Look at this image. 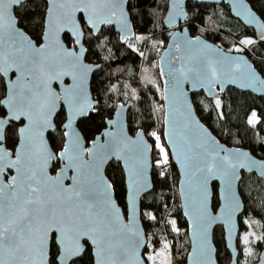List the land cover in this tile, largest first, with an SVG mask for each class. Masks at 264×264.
Segmentation results:
<instances>
[{
  "label": "snow or ice",
  "instance_id": "obj_1",
  "mask_svg": "<svg viewBox=\"0 0 264 264\" xmlns=\"http://www.w3.org/2000/svg\"><path fill=\"white\" fill-rule=\"evenodd\" d=\"M180 2L174 0V6ZM21 3L22 0H0V75L16 74L14 79L8 78L5 98L0 100V105L7 109L0 114V264H74V257L86 250L91 253L92 264H144L136 215L137 199L150 186L147 171L151 146L143 141V133H137L138 140L123 137L120 125L117 132L105 133L108 139L104 143L97 138L90 148H85L79 134L72 129L73 121L92 109V102L82 88V78L76 82L78 76L89 70L82 63L84 33L77 13L86 15L87 27L92 31L113 22L127 27L124 0H49L45 39L40 46L16 27L12 9ZM62 32L71 33L80 45L79 53L64 47L60 41ZM201 43L198 38L187 41L190 50L186 54L180 44H175L176 52L182 54L176 57L180 67L169 71L172 80L179 76L213 86L223 83L224 75H231L232 83L236 82L237 73L254 79L251 70L242 68L240 63L228 62L227 58L224 62L216 61L203 55L202 49H197ZM64 75H71L74 85L60 95L51 82ZM164 99L169 104L164 136L183 169L182 194L193 238L191 258L193 264H213L208 229L221 221L229 233L233 231L232 215L239 206L233 190L236 168L255 166L264 174V162L251 160L248 165L239 164L231 159V153L220 156L216 142L206 134L190 135L188 123L177 129L170 120L173 100L167 94ZM60 101L69 108V121L65 125L69 131L64 132L67 142L62 150L53 152L45 142L44 133L53 126L52 117ZM216 103L219 106V100ZM17 121L25 123L17 130L16 146L10 149L5 129L10 122ZM109 123L119 125L118 121ZM150 135L160 153L157 166H167L169 153L160 135L156 132ZM113 157L123 161L127 175V200L131 209L127 223L112 199L113 185L101 171L103 164ZM57 159L64 161V166L55 175H49V164ZM69 170L74 175L69 176ZM160 175L164 176L165 172ZM213 179L222 180L225 186L224 207L218 216L207 211V184ZM66 180L71 184L66 185ZM185 188L188 190L184 191ZM147 215L155 219L151 213ZM170 223L176 231V222ZM244 242H248L247 236ZM164 247L167 249L168 245ZM148 259L155 264L154 256Z\"/></svg>",
  "mask_w": 264,
  "mask_h": 264
},
{
  "label": "trees",
  "instance_id": "obj_2",
  "mask_svg": "<svg viewBox=\"0 0 264 264\" xmlns=\"http://www.w3.org/2000/svg\"><path fill=\"white\" fill-rule=\"evenodd\" d=\"M248 1L264 19V0ZM167 7L168 0H128V9L136 33L134 38L128 39L125 43L120 42L118 33L112 26H103L96 36H93L88 27H84L86 60L101 63V67L95 70L91 77L92 95L100 107L78 121L87 143L106 126V119L112 117L119 101L125 103L131 100L132 105L128 110L130 132L135 133L142 128L152 144V159L160 156L154 138L148 133L153 125V107L147 89L162 99V77L157 58L172 31L163 24ZM45 9L44 0H26L15 8L19 25L37 42L41 40L43 32ZM187 10L185 23L193 35L200 34L226 50L245 52L264 75V37L258 38L253 29L245 27L238 19L232 17L225 3L189 1ZM138 37L142 39H137ZM247 38H251L252 43L242 44ZM64 39L68 44L72 43L69 35L65 34ZM238 46L242 47L237 50ZM4 93V80L0 75V98ZM217 100L220 102L219 106ZM192 101L202 122L222 142L229 146L246 147L256 156L264 158L263 96L227 87L217 98H207L202 91L192 93ZM159 112L163 125V105ZM0 113H3L1 106ZM64 119V110L61 109L55 118L57 128L49 133L55 151L63 146L64 130L61 125ZM250 120L253 123H249ZM18 126V123H12L7 128L8 146L15 143ZM58 165V161L55 162L52 171ZM168 166L164 176L159 175L156 168L152 169L153 189L141 200V206L155 217V219L142 217L147 233L145 250L149 245L158 249L168 240L175 262L184 264L189 251L187 223L181 213L177 169L170 157ZM106 174L113 184L116 199L125 211V183L120 163L111 161L106 168ZM213 187L216 192V183ZM239 191L245 204L244 212L239 217L240 228L245 216L250 215L261 220L264 233V180L254 173H242ZM217 203V198H214L213 204ZM171 213L177 215L176 231L170 223ZM214 232L219 264H229L230 253L225 247L222 227L217 226ZM262 238L263 236L247 244L248 264L257 261L263 243ZM238 248L239 252H242L245 244L238 242ZM74 264H92L91 253L86 250L81 257L74 260Z\"/></svg>",
  "mask_w": 264,
  "mask_h": 264
},
{
  "label": "water",
  "instance_id": "obj_3",
  "mask_svg": "<svg viewBox=\"0 0 264 264\" xmlns=\"http://www.w3.org/2000/svg\"><path fill=\"white\" fill-rule=\"evenodd\" d=\"M26 0H22V3ZM46 2V9H45V17L43 22V32L41 35V40L37 42L34 38L31 37V35L25 31L23 27H21L18 23V17L15 13V8L18 6H14L12 9V13L16 19V27L17 29L24 33L36 46H40L42 43H44V33L46 31V20L48 16V10L50 7L49 0H44ZM189 1H195L200 3H210V4H219V3H225L227 7L229 8V12L232 17L238 19L245 27H249L253 29L255 35L258 38L264 37V28L261 26L264 25V19L260 16V14L252 7L251 3L248 0H181L179 4H176L174 6V0H168V7L165 12L164 18H163V24L166 28L171 29V33L166 41L165 46L162 48L158 58H157V65L159 68V73L162 77V102L164 107V116H163V138L165 145L169 151V155L171 158V161L174 163L177 173H178V196L180 201V207H181V213L183 215L184 220L187 223V234L189 239V251L186 256L185 264H193L191 254L193 252V238H192V227L190 225V217L186 215V211H188V208L185 204V197L182 194V185L181 182L184 179L183 175V169L181 168L179 162L176 160V158L173 156V149L171 145L169 144L168 140L165 138L164 133L168 125L165 123V116L166 114H169V104L164 99L165 95L167 94L169 97L172 98L173 104L172 108L174 111L170 114V120L172 121L173 125L177 129L184 128V125L188 123L191 127V133L190 135L196 136H202L205 135L210 140H213L216 142V147L220 150L219 154L220 156H225L228 154H233L231 156V159H233L234 162H238L239 164H245L248 165V163L251 160L257 161V163L264 162V158L258 157L255 154H253L250 149L242 146H229L226 143L222 142L209 128L208 126L202 122L200 117L197 114V111L194 107L193 101H192V93H197L202 91L204 95L207 98H217L221 93H223L227 87H234L236 89H239L241 91H249L252 94L256 96H263L264 97V75L263 73L254 65L252 60L248 57V55L245 52H239V51H231L226 50L223 47L219 46L217 43L205 38L204 36L200 34L193 35L191 31L189 30L188 26L186 25V18L188 15L187 10V4ZM123 11L125 14V19L127 23V27L123 23H106L101 24L99 26V29L97 31H92L93 36L98 35L101 28L103 26H112L114 30L118 33L119 40L121 43H125L128 39H132L135 36L136 29L134 27L133 21L130 17V12L128 9V0H124L123 3ZM77 21L80 23L81 30L83 31V36L81 38V44L83 45L85 52L82 57V63L84 65L88 66V71L86 74H81L77 77V83L82 78V88L84 93L87 94L88 99L92 102V109H89V112L97 111L98 110V101L93 97L92 91H91V77L95 70L99 69L101 67V63H95L86 60V53H87V46L84 41L85 31L84 27H87V17L83 13H77ZM171 19V22L169 20ZM67 34L72 39V43L68 44L65 39L64 35ZM199 39L202 43L201 45H197V49H202V54L206 55L207 57L216 60L224 62L227 58L228 62H234V63H240L243 67H247L251 70V73L254 75V79L251 76H248L247 74L241 75L239 73L236 74L237 80L235 83L231 82L232 76L231 75H224L222 79L224 80L223 83H214L213 86H208L205 84L196 83L194 79H183L182 77L177 76V80H172L169 77V71L173 68H179L180 67V61L176 59L177 56L181 55L182 53H177L175 49V44H180L181 48L183 50V53L186 54L190 49L187 45V41H195L196 39ZM60 41L64 45L65 48L68 50H74L77 53H79L80 45H77L75 43V38L72 37L71 33L68 32H62L60 33ZM207 46V47H204ZM169 61H172L170 64ZM223 66V64L221 65ZM14 73H9L8 76H2L4 80L5 85V93L0 98V100H3L5 98L6 94V84L9 77L15 78ZM178 81V82H177ZM74 85V81L71 75H64L61 76L57 80H53L51 82V87L60 95L64 94V89L66 88H72ZM166 88L168 91L166 92ZM132 105V101L129 100L127 102H121L119 101L114 109L113 115L111 118L106 119V126L88 143L86 142L79 126L78 121L82 118H85L88 116H80L77 117L73 123H72V129L75 130L76 133L79 134L80 140L82 142L83 147L90 148L94 141H96L97 138H99L100 143H104L108 137L105 135L107 132H117L120 130V125H122V136L127 137L130 140H138L137 133H143V141L151 146V151L148 153V159H149V167L147 171L149 184L150 186L146 189L141 191L138 199H137V215H136V224L141 232V238L143 240V246L139 249L141 258L144 261V264H147L145 257H144V250L147 245V235L145 231V227L143 225L142 217H141V200L144 195L149 193L153 189V180H152V144L148 140L144 130L142 128L138 129L135 133H131L128 127V110ZM4 112L7 111L5 107L0 105ZM63 109L65 114V119L62 122L61 128L64 130V132L69 131V129L65 128V125L69 121V108L67 104H65L63 101L58 102L55 114L52 117V127L48 128L44 133V139L47 143L48 148L53 152H59L62 150L64 144L67 142V138L64 136V142L63 146L58 150L55 151L53 146L51 145L50 139H49V133H52L56 130L57 124L55 121L56 115L58 112ZM110 121H118L119 125L117 124H110ZM22 122L19 126H23L25 121H17V122H10L11 123H19ZM7 128V127H6ZM201 129L203 132H201ZM6 130V129H5ZM18 130V129H17ZM134 147V146H133ZM11 149V148H10ZM242 154H246L242 155ZM85 159H87V155H85ZM59 163L58 167L52 171L53 164L55 162ZM111 161L119 162L123 171L124 175V183H125V202H126V210L124 211L121 205L119 204L118 200L115 196L114 188L112 189V199L116 202L117 206L121 210V215L124 218V222L127 223L128 219L131 217V209L130 205L127 200L128 195V187H127V175L124 170V163L121 160H117L115 157L107 160L103 166H102V174L106 179L109 180L110 183L111 180L106 174V168L108 164ZM64 161L57 159L56 161H52L49 164L48 172L49 175H55L57 171L61 167L64 166ZM242 173H254L257 175V177L264 180V174H262V170L259 167H237L236 168V178L233 182V190L235 192L236 201L238 202V208L232 215V223L234 225L233 231L229 233L228 228L224 222L217 221L213 223L209 229H208V235H207V241L208 244L211 245L213 252H212V260L213 264H219L218 261V248L214 241V231L217 226L222 227L223 231V240L225 243V247L230 253V262L229 264H239V248H238V236L240 232V221L239 217L242 215L245 209V204L242 199V196L239 191V182L240 178L242 176ZM68 175H74V172L72 170L68 171ZM216 183L217 189L216 192L214 191L213 184ZM66 185L71 184L70 180L65 181ZM113 185V184H112ZM188 189L185 188L184 191H187ZM224 194H225V186L222 180L220 179H213L210 180L207 184V211L211 216H218L221 213V210L224 207ZM217 198L218 203L216 205L213 204V199ZM84 254V253H83ZM82 254V255H83ZM77 256L74 257V260L81 257ZM51 258V253H50ZM254 264H264V240L262 243V247L258 256L257 261L254 262Z\"/></svg>",
  "mask_w": 264,
  "mask_h": 264
},
{
  "label": "rangeland",
  "instance_id": "obj_4",
  "mask_svg": "<svg viewBox=\"0 0 264 264\" xmlns=\"http://www.w3.org/2000/svg\"><path fill=\"white\" fill-rule=\"evenodd\" d=\"M248 40H251V38L244 39L243 41H248ZM243 41H242V44H246V43H243ZM240 47H242V46H238V47H236V49L239 50ZM147 90H148V93H149L150 98L152 100V107H153V113H152L153 125L149 129L148 133L150 134L151 132H156L157 134H159L161 137V143L164 145V147L168 151V149L165 145L164 139H163V125L161 122L162 118H161L160 112H159V108L161 107V105H163L162 99H159L150 89H147ZM13 146H14V144H13ZM13 146H10V147H13ZM158 159H160V156L156 157L154 160L152 159V162H155ZM168 167L169 166H167V168ZM148 213H149V210L142 207L141 217L149 218V216L147 215ZM171 218H172V220H174L176 222L175 224L177 225V215L175 213L174 214L171 213ZM243 220H244V218L242 217V221ZM146 235H147V233H146ZM214 236H216L215 232H214ZM245 236L248 237L247 243L244 242ZM262 236H263L262 239L264 240V233L262 230L261 220L255 218V217H252L250 215H246L245 220L243 222V225L240 228V232H239V236H238V242L245 244V248L239 254V259H238L239 264H248L249 247L247 244L250 242L256 241V239H258ZM165 244L168 245L167 249H165V247H164ZM164 245L158 249H154L153 246H151V245L147 246L146 250H144V257H145L147 264H153V261L149 260L148 256H154L155 257V264H177L174 260L172 246H171L170 241L167 240L164 243ZM157 253H162V254L156 255Z\"/></svg>",
  "mask_w": 264,
  "mask_h": 264
},
{
  "label": "built area",
  "instance_id": "obj_5",
  "mask_svg": "<svg viewBox=\"0 0 264 264\" xmlns=\"http://www.w3.org/2000/svg\"><path fill=\"white\" fill-rule=\"evenodd\" d=\"M156 161L153 162V165H154V168H156V171L158 172V174L160 175L161 172H165L167 170V166L168 165L167 166H164V167H158L157 164H156Z\"/></svg>",
  "mask_w": 264,
  "mask_h": 264
},
{
  "label": "flooded vegetation",
  "instance_id": "obj_6",
  "mask_svg": "<svg viewBox=\"0 0 264 264\" xmlns=\"http://www.w3.org/2000/svg\"><path fill=\"white\" fill-rule=\"evenodd\" d=\"M3 109V108H2ZM3 112H4V110H3ZM0 114H2V113H0ZM22 122H19L18 124L20 125ZM12 124V123H11ZM11 124H10V126H11ZM8 128V127H7ZM7 128H6V130H5V135H6V132H7ZM17 135V134H16ZM16 143H17V138H16V141H15V143H14V146L13 147H15L16 146ZM7 147H9V148H13V147H10V146H8L7 145Z\"/></svg>",
  "mask_w": 264,
  "mask_h": 264
}]
</instances>
